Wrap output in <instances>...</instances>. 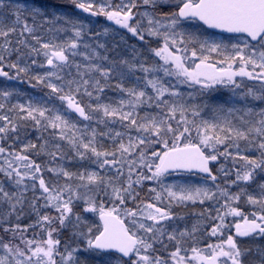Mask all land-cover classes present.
Segmentation results:
<instances>
[{
    "label": "snow or ice",
    "instance_id": "snow-or-ice-1",
    "mask_svg": "<svg viewBox=\"0 0 264 264\" xmlns=\"http://www.w3.org/2000/svg\"><path fill=\"white\" fill-rule=\"evenodd\" d=\"M67 3L0 0V264H264V0Z\"/></svg>",
    "mask_w": 264,
    "mask_h": 264
},
{
    "label": "trees",
    "instance_id": "trees-1",
    "mask_svg": "<svg viewBox=\"0 0 264 264\" xmlns=\"http://www.w3.org/2000/svg\"><path fill=\"white\" fill-rule=\"evenodd\" d=\"M46 2L56 5L57 7L66 8L71 11L70 5H68L67 0H46ZM27 87V85H23Z\"/></svg>",
    "mask_w": 264,
    "mask_h": 264
},
{
    "label": "rangeland",
    "instance_id": "rangeland-1",
    "mask_svg": "<svg viewBox=\"0 0 264 264\" xmlns=\"http://www.w3.org/2000/svg\"><path fill=\"white\" fill-rule=\"evenodd\" d=\"M0 79H2V78H0ZM21 87H23V85Z\"/></svg>",
    "mask_w": 264,
    "mask_h": 264
}]
</instances>
